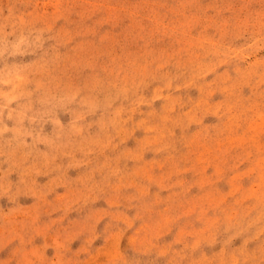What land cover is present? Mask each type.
Listing matches in <instances>:
<instances>
[{
	"label": "rangeland",
	"instance_id": "1",
	"mask_svg": "<svg viewBox=\"0 0 264 264\" xmlns=\"http://www.w3.org/2000/svg\"><path fill=\"white\" fill-rule=\"evenodd\" d=\"M0 264H264V0H0Z\"/></svg>",
	"mask_w": 264,
	"mask_h": 264
}]
</instances>
